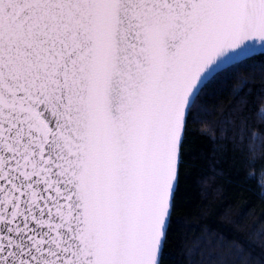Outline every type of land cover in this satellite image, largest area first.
Masks as SVG:
<instances>
[{"label":"snow or ice","instance_id":"snow-or-ice-1","mask_svg":"<svg viewBox=\"0 0 264 264\" xmlns=\"http://www.w3.org/2000/svg\"><path fill=\"white\" fill-rule=\"evenodd\" d=\"M253 58L264 0H0V264H165L187 125Z\"/></svg>","mask_w":264,"mask_h":264},{"label":"trees","instance_id":"trees-1","mask_svg":"<svg viewBox=\"0 0 264 264\" xmlns=\"http://www.w3.org/2000/svg\"><path fill=\"white\" fill-rule=\"evenodd\" d=\"M219 72L223 87L205 98L203 122L187 125L165 264H264V146L250 153L247 135L264 140V58ZM241 103L243 134L236 116L224 124Z\"/></svg>","mask_w":264,"mask_h":264},{"label":"water","instance_id":"water-1","mask_svg":"<svg viewBox=\"0 0 264 264\" xmlns=\"http://www.w3.org/2000/svg\"><path fill=\"white\" fill-rule=\"evenodd\" d=\"M239 61H241V60H229L227 63H225L224 65H222L221 68L218 69V71H221V70L227 68L228 66H230V65H232V64H234L236 62H239Z\"/></svg>","mask_w":264,"mask_h":264},{"label":"rangeland","instance_id":"rangeland-1","mask_svg":"<svg viewBox=\"0 0 264 264\" xmlns=\"http://www.w3.org/2000/svg\"><path fill=\"white\" fill-rule=\"evenodd\" d=\"M263 113H264V109H263Z\"/></svg>","mask_w":264,"mask_h":264}]
</instances>
